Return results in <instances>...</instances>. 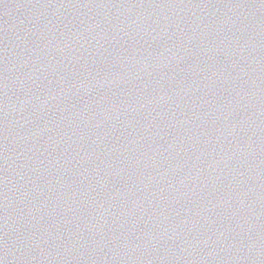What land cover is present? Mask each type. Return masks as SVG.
Wrapping results in <instances>:
<instances>
[{
  "label": "water",
  "instance_id": "obj_1",
  "mask_svg": "<svg viewBox=\"0 0 264 264\" xmlns=\"http://www.w3.org/2000/svg\"><path fill=\"white\" fill-rule=\"evenodd\" d=\"M0 264H264V0H0Z\"/></svg>",
  "mask_w": 264,
  "mask_h": 264
}]
</instances>
